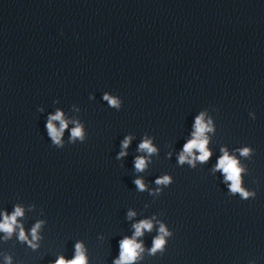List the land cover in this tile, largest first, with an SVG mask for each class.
Returning a JSON list of instances; mask_svg holds the SVG:
<instances>
[{
	"label": "clouds",
	"instance_id": "obj_1",
	"mask_svg": "<svg viewBox=\"0 0 264 264\" xmlns=\"http://www.w3.org/2000/svg\"><path fill=\"white\" fill-rule=\"evenodd\" d=\"M105 100H108L110 104L116 105L117 100L113 99L112 97L105 95L104 96ZM54 120H59L61 124V129L60 131H57L55 126L53 125L52 121ZM47 130L49 135L52 137V139L56 142H60V135L61 132L63 131L64 128L67 127V124L62 118V113L57 111L55 115H52L49 117L48 122H47ZM195 128L196 131L193 133V139L187 142L184 145L183 152L179 156V162L183 164L186 160L189 164H193L194 166V160H199L200 162H206L209 157L211 156V152L207 149V144H208V139L205 137L204 133L206 131L211 130L208 125H206L203 122V114L198 116L196 118L195 122ZM81 129L79 126H77L75 129L72 131V136L77 137L81 136ZM124 147L128 146L129 140L125 139ZM141 150H147L148 153H152L156 151L155 148L151 146L150 141H144L140 145ZM198 150L200 155L198 157L193 156V150ZM223 151V156L219 159L216 168L220 169L223 171L225 174L226 180L231 181V191L233 193L239 192L242 197L247 198L250 193L245 191L244 189L241 188V171L242 169L238 167V161L230 157L229 154L227 153L226 150L222 149ZM242 155H247L248 154V149H244L241 152ZM121 156L124 155L122 152L120 154ZM188 157H193L192 159H188ZM135 167L136 169L143 170L145 167V159L144 158H137L135 161ZM170 178L168 176H165L161 179H158L156 181L157 184H167L169 183ZM135 183L139 186L141 190L144 189L145 185L138 179L135 181ZM23 215V210L17 206L15 208V211L11 214V216L5 214L3 222H0V231H3L7 233L9 236L12 234L14 231V227L17 225V217ZM133 215V213H129V216ZM43 222H38L31 230L32 234V240H37V231L40 228L41 224ZM153 227L152 223L148 220H143L137 224L134 225L135 228V234L132 239L125 238L120 242V256L119 259H117L114 264H131V262L135 261L138 256V250L142 251V247L140 243H137L135 240V237L141 236L143 234V230H151ZM160 233L158 237H156L153 241V247L151 249L152 253H155L157 250H162L163 246L165 244V239L164 237L169 235L167 232L166 228L161 225L160 227ZM19 239L21 241H26L27 236L25 235L24 229L21 226L20 232H19ZM29 245L33 248L36 247L35 244L32 243V241H28ZM82 249L81 244L76 245V256L73 260L71 261H66L64 257H59L54 264H86L85 256ZM9 264H11L10 258H7Z\"/></svg>",
	"mask_w": 264,
	"mask_h": 264
}]
</instances>
